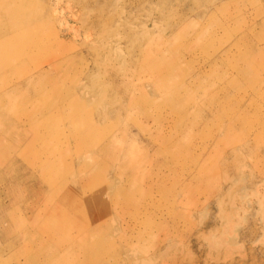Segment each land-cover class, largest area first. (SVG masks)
<instances>
[{
  "label": "rangeland",
  "instance_id": "rangeland-1",
  "mask_svg": "<svg viewBox=\"0 0 264 264\" xmlns=\"http://www.w3.org/2000/svg\"><path fill=\"white\" fill-rule=\"evenodd\" d=\"M5 2L0 264H264V0Z\"/></svg>",
  "mask_w": 264,
  "mask_h": 264
},
{
  "label": "bare ground",
  "instance_id": "bare-ground-1",
  "mask_svg": "<svg viewBox=\"0 0 264 264\" xmlns=\"http://www.w3.org/2000/svg\"><path fill=\"white\" fill-rule=\"evenodd\" d=\"M7 5H8V3H4V4H1L0 3V19H2V17H5L6 18V14H7V12L9 11L8 10V8H7ZM10 7H11V9L12 10H16V8H15V5L12 3V5L10 4ZM12 14V13H11ZM37 21V20H36ZM45 23V22H44ZM0 25H1V22H0ZM33 26V25H32ZM41 29V28H40ZM0 42H2L3 41V39H6L5 37L7 36V34L8 33H6L5 32V30H3L2 31V29H0ZM27 32V31H26ZM44 32V31H43ZM13 33H15V32H13ZM11 35V34H10ZM43 35V34H42ZM13 36H15V35H13ZM22 37V36H21ZM25 37V36H24ZM28 38V37H27ZM74 38V37H73ZM17 41V40H16ZM13 43V42H12ZM24 43V42H23ZM0 48H1V46H0ZM5 55H3V57H4ZM18 59V58H17ZM63 59V58H62ZM20 62V61H19ZM27 63H28V61H26ZM71 62V61H70ZM18 68V67H17ZM52 69V68H51ZM11 70V69H10ZM9 70V71H10ZM14 71V70H13ZM29 71V70H28ZM34 71V70H33ZM8 73V72H7ZM12 73V72H11ZM15 74V73H14ZM29 74V73H28ZM9 75V74H8ZM16 75V74H15ZM21 76V75H20ZM30 76V75H29ZM8 77V76H7ZM9 79H11V78H9ZM16 80H17V78H16ZM15 80V81H16ZM23 80V79H22ZM2 81V80H1ZM10 81V80H9ZM11 81H13V80H11ZM10 81V82H11ZM14 84H15V82H13ZM17 83V82H16ZM13 85V84H12ZM8 86V85H7ZM5 100V99H4ZM4 102V101H3ZM2 106H4L3 104H2ZM12 108V107H11ZM93 109V108H92ZM68 115V114H67ZM66 115V116H67ZM54 118V117H53ZM71 119V118H70ZM69 119V120H70ZM87 124V123H86ZM85 128V127H84ZM66 130V129H65ZM94 130V129H93ZM74 131V130H73ZM80 135V134H79ZM44 151V150H43ZM47 153V152H46ZM50 162V161H49ZM51 165V164H50ZM5 184V183H4ZM7 184V183H6ZM71 188V187H70ZM69 188V189H70ZM60 191V190H59ZM68 191V190H67ZM62 192V191H61ZM72 192H75L73 189H70L69 191H68V193H72ZM67 193V194H68ZM77 193V192H76ZM67 196V195H66ZM74 198V197H73ZM81 198V197H80ZM75 199V198H74ZM81 200V199H80ZM6 208V207H5ZM3 209V208H2ZM69 213L70 212H68V213H66V214H68L69 215ZM51 214H52V212H51ZM62 216V215H64V213H62V211L60 210V211H58V213H56V214H53L50 218H52L53 216ZM85 229V230H84ZM84 234H85V236H84V240H81L82 242H81V247L80 248H85L86 250L88 249L87 247H89V248H93V246H98V243H96L95 241L96 240H94V239H91V238H87V237H93V232L91 231L92 229H93V227L92 226H90V227H88V228H86V227H84ZM86 231H88V232H90V234H88V232L86 233ZM87 236V237H86ZM5 237V236H4ZM7 237V236H6ZM84 244V246L82 247V245ZM87 246V247H86ZM83 250V249H82Z\"/></svg>",
  "mask_w": 264,
  "mask_h": 264
}]
</instances>
